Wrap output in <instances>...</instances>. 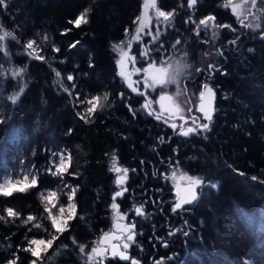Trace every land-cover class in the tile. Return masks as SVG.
I'll return each mask as SVG.
<instances>
[{
  "label": "trees",
  "instance_id": "16d2710c",
  "mask_svg": "<svg viewBox=\"0 0 264 264\" xmlns=\"http://www.w3.org/2000/svg\"><path fill=\"white\" fill-rule=\"evenodd\" d=\"M142 2L6 0L7 7H0V25L13 31L22 43L34 38L40 49L38 54L45 57L44 62L30 60L22 44L6 40L12 65H27L28 87L16 105L6 99L13 91H18L10 77L0 93V120L3 121L0 123V175L15 174L32 165L44 169L53 151L64 150L71 155L69 172L74 175H66L64 181L78 186L77 219L71 222L70 231L56 242V245L68 244L70 251L55 257L49 264H83L78 249L67 238L75 236L89 251L92 242L111 228L110 205L117 191L116 176L109 171L114 153L117 165L129 169L125 183L128 191L122 197L124 200L119 199L121 206L133 208L143 204L146 209L145 216L135 218L138 244L143 253H147L146 258H141L142 264H155L159 255H163L164 261L175 256L176 259L166 261L167 264H245V261L264 264V183L260 182L264 180V40L241 28L230 9L220 7L223 0H199L195 13L187 9V0H158V7L163 10H176L175 27L166 36L169 52L178 36L182 39L178 48L190 46L191 51L186 49L190 55L215 52L220 47L224 55H216V61L226 73L216 71V112L212 131L206 134L208 138L193 135L186 139H169L168 130L149 118L140 109V102L127 97L122 102L119 97L124 88L116 77L118 56L111 44L126 40L125 28L131 35L136 27L133 20L140 15ZM85 9H90L87 25L76 29L68 23ZM210 13L216 15L218 23L237 29L236 33L227 28L219 29V38L212 39L213 46L210 41L208 44L200 42L212 36L210 31L207 35L201 31L197 38L191 31L195 25L184 23L190 15L198 21ZM240 28L243 43L239 40L233 47L227 41L239 35ZM64 29L71 31L61 35ZM74 41L80 44L70 51L69 45ZM53 45L60 48L59 53L52 51ZM249 48L254 52L249 53ZM90 57L94 67H89ZM0 62L8 66L2 53ZM53 69L61 73L60 79L69 89L72 85L67 75L74 76L75 91L80 92L81 99L108 92L112 106L96 113L94 122L85 124L77 112L88 105H74L75 93L70 97L53 83L57 79ZM128 105L139 110L135 118ZM69 129H72L71 134H68ZM159 137H164V143L159 142ZM177 164L180 170L201 177L206 183H216L218 187L205 188L206 194L198 202L173 212L175 192L161 173L166 174L170 167L177 169ZM233 169L243 172L244 176ZM253 176L258 179L253 181ZM39 182L38 188L10 198L12 206L23 216L29 213L39 216L43 212L38 195L41 190H45V194L46 190H56L60 200L65 205L68 203L67 196L63 195L68 189H64L59 176L43 172ZM6 203L0 198V214ZM81 216L83 220L79 219ZM43 223L50 228L46 219ZM153 224L161 226L158 234ZM175 228L177 232L168 236ZM25 233L29 237L46 236L37 229L28 232L19 220L0 221V264L11 258L16 245L26 243ZM161 238L167 247L159 248ZM9 243L12 244L10 249ZM56 245L49 250V256ZM19 255L20 264H28L31 257L23 252Z\"/></svg>",
  "mask_w": 264,
  "mask_h": 264
},
{
  "label": "snow or ice",
  "instance_id": "6c2138e0",
  "mask_svg": "<svg viewBox=\"0 0 264 264\" xmlns=\"http://www.w3.org/2000/svg\"><path fill=\"white\" fill-rule=\"evenodd\" d=\"M198 2L199 0H187V9L195 13ZM0 7H7L6 0H0ZM220 7L226 10L230 8L231 14L237 19L241 28L251 30L252 32H258L260 39L264 40V23H262V21H264V0H223ZM148 9H152L155 13V24H153V17L149 15ZM89 12L90 9H85L77 15L75 20H69L68 23L76 29L81 28L82 25H87L89 23ZM175 15V9L165 11L158 7V0H144L140 15L133 20V24H135L136 27L131 35L129 34V29L125 28L124 33L126 40L111 44L112 51L118 56L115 61L117 68L116 75L121 78L124 85L131 93L144 97V102L141 104L140 109H142L147 116L152 117L158 122H163L178 136L187 138L193 135H204V138L207 139L208 136L206 134L212 131L216 112V92L207 81L204 82L200 85L198 93H191V95H198L199 99V103L193 105L187 85L184 84L182 86V79L185 78V72L191 67V65L187 63L189 53L185 50L179 58L173 59L175 52L179 50L178 46L182 44V39L179 36L171 44L172 54L165 57V53L169 52V49L166 47V36L168 31L175 27ZM184 23L186 26L189 24L195 25L191 31L197 38H200L201 31H204L205 35L210 31L213 41L219 38L218 29L227 28L233 33L237 32V29L230 24L218 23L216 15L211 13L203 16L198 21L190 15L185 19ZM150 25L152 27H150ZM153 27L155 31L152 30ZM146 29L147 31H145ZM70 31L71 29H64L61 35H67ZM176 31L179 30L176 29ZM0 33H2L0 34V53L6 58V63L8 65L6 67L4 62H0V93H3L5 90L6 82L10 77L11 80L16 82L18 91H13L6 99L10 101L12 105H16L28 87V80L26 78L27 65L24 67H15L12 65V56L6 40L10 39L11 41H15L18 45L22 44V48L26 50L24 54L27 55L30 60L36 59L44 62L45 57L38 54L40 49L34 38L28 39L26 42L22 43L13 31L5 30L2 25H0ZM145 36L151 38L147 43L144 42ZM44 39H48L46 34ZM239 40L240 35H236L233 39L228 40L227 43L235 47ZM134 42L139 45V56L130 54L134 51ZM200 42L208 44L209 40L200 39ZM183 43H187V41H183ZM79 44L80 41L72 42L69 45V50L71 51V49L76 48ZM52 51L54 53H59L60 48L53 45ZM157 52L161 54L159 62H157L153 55ZM248 52L252 53L254 49L249 48ZM210 54L211 53L207 51L203 53L205 57H208ZM215 54L223 56L224 52L222 48H216ZM60 62L64 63L63 60ZM141 63L146 66L137 67V65ZM129 65H131V68H129ZM89 67H94L91 57L89 60ZM53 71L57 77L53 83L58 84L60 89L70 97L75 93L74 105L76 107L83 104L88 105L83 111L77 112V116L83 120L85 124L94 122L96 113L102 112L106 107L112 106L109 100L110 94L108 92L81 99L80 92L75 91L77 86L73 83L74 76L72 74L67 75V81L72 85L71 89H69L62 83L60 79L61 73L55 69H53ZM195 71L196 73H202L205 70L196 68ZM206 71L208 72V78H211L216 71H220L222 75L226 74L215 63H208ZM141 73H143L142 79H133L134 75L140 76ZM141 84H143V90L140 89ZM171 85H175L176 87L174 93L168 91ZM157 88L161 90L159 96L156 99H152L149 93L155 92ZM180 96L185 97V103L192 106L185 109L177 100V97ZM119 97L123 102L126 98L125 93L121 91ZM154 105L159 106V111L156 110ZM193 107L195 108V112L201 114L199 117L193 114ZM128 110L132 113L133 118L136 117L137 111H139L133 109L131 105H128ZM185 112L192 115L186 116ZM177 119L180 121L179 124L175 122ZM189 120L192 122L191 125H189ZM201 120L206 122L202 123ZM0 123H3V121L0 120ZM71 132L72 129H69L68 134H71ZM159 142L164 143V137H159ZM111 160L112 164L109 171L118 174L115 179V184L117 188L120 189L114 192L110 205L113 215L114 231L103 232L98 241L92 242L93 246L89 251H86L87 245L79 243L75 236H70L67 239H70L72 246L78 249L83 264H105L106 260L117 259L121 262H128V264H141L137 258L132 257L129 253L131 246L137 243L136 238L138 233L136 231V223L134 221L123 223V221L128 219V214L121 212L119 204L117 203V198L123 197L124 193L128 191L123 185L127 182L129 169L117 166V156L115 153L112 155ZM71 163V155L66 154L64 150L53 151L50 154L48 167L44 169H36L35 165H32L28 167L27 170L24 168L19 169V172L15 174L8 172L0 175V198L7 201L2 210L3 214H0V221L14 223L19 220L21 225L28 228V232L37 229L46 234V236L29 237L27 233H25L24 241H26V243L16 245L15 251L10 254L11 258L5 260L4 264H20V252L26 253L31 257L28 264H49L55 257L70 251L68 244L61 242L59 245H56V242L64 236V233L70 231L72 227L71 222L77 219L75 197L78 186H72L64 181L66 175H74V173L69 172ZM140 163L144 164L145 162L141 161ZM20 164L23 165L24 161L21 160ZM131 171L135 172L136 169H132ZM233 171L237 170L233 169ZM43 172L53 177H60L64 189H68V191L63 192V195L67 196L68 203L65 205L60 200V193L56 190H46V194L45 190H41L38 195L40 203L43 206V212L39 216L31 213L23 216L20 211L12 206L10 198L16 195H25L30 190L38 188L40 186L39 176ZM121 173L122 175H119ZM237 174L244 176L243 172L237 171ZM161 175L164 176L165 179H169L168 175L164 173H161ZM175 176L176 172L174 171L171 173V177L175 178ZM181 179L187 180V187L184 189L182 195L179 191L177 192V199L172 206L173 212L183 209L185 205H193L198 202L201 196L206 194L204 192L205 188L216 189L218 187L216 183L205 184L203 179L188 176L187 174H182ZM251 179L256 181L258 178L253 176ZM260 182L264 183V180ZM133 207L137 217L145 216L143 204L139 206L134 205ZM54 209L56 210L55 212L53 211ZM45 219L49 222L50 228L43 223ZM79 219L83 220L84 217L81 216ZM29 225L31 226L28 227ZM13 235H15V233H13ZM169 235H174V233L170 232ZM184 235L187 236L188 233L185 232ZM113 241H117L118 243H113ZM54 245H56V250L53 252L52 256H49V250L53 249ZM163 246L167 247L168 245L165 243ZM7 247L9 249L12 248V244L9 243ZM155 264H163V262L162 260H157ZM245 264H248V262L245 261Z\"/></svg>",
  "mask_w": 264,
  "mask_h": 264
},
{
  "label": "flooded vegetation",
  "instance_id": "af4514ba",
  "mask_svg": "<svg viewBox=\"0 0 264 264\" xmlns=\"http://www.w3.org/2000/svg\"><path fill=\"white\" fill-rule=\"evenodd\" d=\"M155 21L153 20V24H155L154 23ZM150 27H152L151 25H150ZM152 30L153 31H155V28L153 27L152 28ZM145 31H147V29L145 30ZM242 34H243V31L241 30V28H240V44H242L243 43V40L241 39V36H242ZM211 38V37H210ZM149 39H151L150 37H147V36H145L144 37V42L145 43H147V41L149 40ZM211 43V42H210ZM214 44L213 43H211L210 44V46H213ZM218 48H220V47H218ZM133 53H130V54H135V55H137V56H139V52H140V48H139V45H137L135 42L133 43ZM208 52V51H207ZM210 52H213V51H209V53ZM154 55V58L155 59H159L160 60V56H161V54L160 53H154L153 54ZM193 57V59H191V63L192 64H190L191 65V69H192V73H191V75L184 81V84H186L187 85V87H188V89H189V93H190V95H191V93H193V92H197L198 93V89H199V87H200V85L201 84H203L204 82H208L213 88H214V90H215V92H216V98H217V89H216V86H215V84H214V79H215V75H216V72L214 73V75H212L211 76V78H208V72L206 71L207 70V65H208V63H215L218 67H220V65H219V62L218 61H216V60H218V56H216V55H214V53H211L210 54V56L209 57H205V61H201V59L204 57V55L203 54H201L200 52L198 53V52H195L193 55H192ZM197 59H199V61H195V60H197ZM207 59V60H206ZM159 60H157V62L159 61ZM205 62H207V63H205ZM144 66H146L145 64H143V63H141V64H138L137 65V67H144ZM129 68H131V65H129ZM196 68H201V69H204L205 71H203L202 73H196V71H195V69ZM116 77L117 78H119V80H120V83L122 84V88H124V93H125V97H127L128 99H131L132 101H138V102H140L141 104L144 102V97L143 96H139V95H135V94H133V93H131V91L124 85V83H123V81L121 80V78L119 77V76H117L116 75ZM143 78V73H141V75L140 76H133V79L134 80H137V79H142ZM183 84V85H184ZM140 89L141 90H143V84H141L140 85ZM172 91H173V89H172ZM157 93L156 92H154V93H149V95L151 96V98L152 99H156L159 95H156ZM216 98H215V101H216ZM185 97H184V99H183V101H178V102H180L182 105H183V107L185 108V109H187V107H189V106H192V105H189V104H187V103H185ZM191 100H192V102H193V105L194 104H198L199 103V99H198V95H191ZM154 107L156 108V110L157 111H159V106L158 105H154ZM193 114H195L196 116H200L201 114L200 113H198V112H195V108L193 107ZM165 115H167V114H165ZM185 115L186 116H190V115H192V114H189V113H187V112H185ZM149 118H151L152 120H153V118L152 117H149ZM155 120V119H154ZM156 121V120H155ZM158 122V121H157ZM171 122V121H170ZM177 124H179L180 123V121L177 119L176 121H175ZM201 122L203 123V122H205V121H203V120H201ZM160 125H162L164 128H165V130H168V132H169V137L170 138H177V139H186L185 137H181V136H178V135H176L174 132H173V130L170 128V127H168V126H166V124H164L163 122H158ZM191 120H189V125H191ZM186 126H188V125H186ZM188 138V137H187ZM123 187H126V186H123ZM118 200H117V203H118V201H119V199H122V197H119V198H117ZM122 200H124V199H122ZM175 200V199H174ZM123 202V201H122ZM119 207H120V211L121 212H125V213H127L128 214V219H126L125 221H123V223H129L130 221H134L135 223H136V219L135 218H137V216L135 215V212H134V207L133 208H123L122 206H121V204L122 203H120V201H119ZM136 206H139V204H137ZM144 210H146L145 209V207H144ZM146 212V211H145ZM153 229H155V232L158 234L159 232H160V228H161V226L160 225H156V224H153ZM108 231H114V229H113V222H112V225H111V228L108 230ZM137 231V230H136ZM170 232H172V233H176L177 232V229L175 228L173 231H169L168 232V236H170L169 235V233ZM137 233H138V231H137ZM138 237V236H137ZM137 239V238H136ZM162 243H161V247H159V248H163L162 247V245H164L166 242L165 241H162V238L161 239H159ZM113 243H118L117 241H113ZM159 251H161V250H159ZM158 252V251H157ZM129 253H130V255L132 256V257H135V258H137L140 262H141V264L143 263L142 262V260H141V258L142 257H147V253H143V251H142V249H141V247L139 246V244H138V241H137V243L135 244V245H132L131 246V248L129 249ZM157 260H162V262L165 260L164 259V257H163V255H159V258L157 259ZM157 260H155V261H157ZM108 261L109 260H106L105 261V264H108ZM154 261V262H155ZM110 264H128V262H121V261H119L118 259L117 260H110Z\"/></svg>",
  "mask_w": 264,
  "mask_h": 264
},
{
  "label": "rangeland",
  "instance_id": "374dc122",
  "mask_svg": "<svg viewBox=\"0 0 264 264\" xmlns=\"http://www.w3.org/2000/svg\"><path fill=\"white\" fill-rule=\"evenodd\" d=\"M143 2H144V0H143ZM143 2H142V6H143ZM142 6H141V10H142ZM230 9V8H229ZM163 10V9H162ZM231 11V10H230ZM148 13H149V15H151L152 17H153V20L155 21V13H154V11L152 10V9H148ZM155 23V22H154ZM240 26V25H239ZM219 30V29H218ZM217 30V31H218ZM251 31V30H250ZM252 32V31H251ZM253 33H255V35L256 36H259V33L258 32H253ZM211 37V38H210ZM212 36H209L208 38H207V40H209L210 42H212ZM185 47H183L182 46V48H178L179 50L178 51H176L175 52V55H174V57H173V59H176V58H179L180 57V55L182 54V52L183 51H185L186 49L187 50H189V51H191L192 50V48L190 47V46H188V45H184ZM209 52V51H208ZM189 53V52H188ZM210 53H214V55H216L215 54V52H210ZM172 54V51H170V52H168V53H165V57L166 56H168V55H171ZM210 56V55H209ZM208 56V57H209ZM193 56L192 55H190V53H189V55H188V58H187V63H189V64H192L191 62V59H193L192 58ZM156 60H159V59H156ZM207 60V59H206ZM195 61H199V59H197V60H195ZM201 61L203 62V61H205V56L201 59ZM159 62V61H158ZM205 63H207V62H205ZM192 67H190L189 69H187L186 70V72H185V78H183L182 79V86H183V84H184V81L191 75V73H192V69H191ZM172 89H173V91H172ZM175 90H176V87H175V85H171V86H169V88H168V91L170 92V93H174L175 92ZM199 90V89H198ZM160 89L159 88H157L156 89V95H159V93H160ZM151 93V92H150ZM152 93H154V92H152ZM183 99H184V97L183 96H180V97H177V100L178 101H183ZM118 167H120L119 165H117ZM121 168H124V167H121ZM176 172V176H175V178H172L171 177V173L172 172ZM114 173V172H113ZM166 174L169 176V179H167L168 180V182H170V184L172 185V188H173V191L175 192V201H176V199H177V192L179 191V193L182 195L183 194V191H184V189L187 187V180L186 179H181V176H182V174H187L188 176H194V177H198V176H196V175H193L192 173H187V172H184V171H182V170H180V168L178 167L177 169L176 168H169V170H167V172H166ZM114 175L115 176H117L118 174L117 173H114ZM119 175H122V173L121 174H119ZM129 176V175H128ZM199 178H201V177H199ZM202 179V178H201ZM205 184H208V183H206L205 182ZM123 186H125V185H123ZM117 187V186H116ZM117 190H120V189H118L117 188ZM175 201H173L174 203H175ZM173 206V205H172ZM185 206H187V205H185ZM184 206V207H185ZM112 220H113V216H112ZM113 222V221H112ZM176 258H175V256H170V257H168L167 258V262L168 261H170V260H175ZM166 261H163V264H167V262Z\"/></svg>",
  "mask_w": 264,
  "mask_h": 264
},
{
  "label": "bare ground",
  "instance_id": "6f19581e",
  "mask_svg": "<svg viewBox=\"0 0 264 264\" xmlns=\"http://www.w3.org/2000/svg\"><path fill=\"white\" fill-rule=\"evenodd\" d=\"M117 71V70H116Z\"/></svg>",
  "mask_w": 264,
  "mask_h": 264
},
{
  "label": "water",
  "instance_id": "95a60500",
  "mask_svg": "<svg viewBox=\"0 0 264 264\" xmlns=\"http://www.w3.org/2000/svg\"><path fill=\"white\" fill-rule=\"evenodd\" d=\"M99 240V239H98Z\"/></svg>",
  "mask_w": 264,
  "mask_h": 264
}]
</instances>
